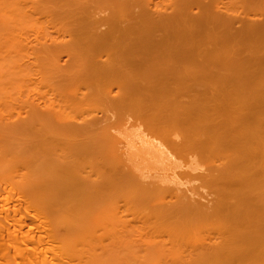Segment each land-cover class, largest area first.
Segmentation results:
<instances>
[{
	"label": "bare ground",
	"instance_id": "6f19581e",
	"mask_svg": "<svg viewBox=\"0 0 264 264\" xmlns=\"http://www.w3.org/2000/svg\"><path fill=\"white\" fill-rule=\"evenodd\" d=\"M235 1L264 13V0ZM176 2L164 15L127 0L106 23L76 0H0V264H264V19L236 29L215 7L197 18ZM47 26L82 49L86 83L67 85L61 67L51 83ZM18 56L44 110L16 99L36 82L24 69L23 85ZM95 96L145 128L127 133L126 159L95 119L78 125Z\"/></svg>",
	"mask_w": 264,
	"mask_h": 264
},
{
	"label": "rangeland",
	"instance_id": "374dc122",
	"mask_svg": "<svg viewBox=\"0 0 264 264\" xmlns=\"http://www.w3.org/2000/svg\"><path fill=\"white\" fill-rule=\"evenodd\" d=\"M112 1H114V2H112ZM76 0V2H82V4H84L86 7H88V9H91V10H93V14H95L94 16H97V19H98V17H99V19L100 18H102L103 20H101L102 22H104V20H106V23H107V21H108V23H109V20H107V19H113V18H115V15H114V13L116 14V16H117V13L116 12H118L117 11V9H118V7L120 6L119 4H121L122 6L125 4L126 5V1L127 0ZM121 1V2H120ZM124 1V3H122ZM142 1H144L145 2V6H148L150 9H152V11H154L155 9V11H157V12H155V13H157V14H166L165 12H167V13H169L170 12V10H171V8H172V6H174L175 5V3H177L176 1L177 0H142ZM171 1V2H170ZM174 1H175V3H174ZM189 1V0H188ZM225 1V2H224ZM84 2V3H83ZM190 2H191V4H195V6H193V7H195V8H192L193 10V14H192V12H191V15L193 16V17H197V18H199L198 16H199V11L200 10H198L199 8H198V6L199 7H201L202 9H204V10H207L208 8H209V6H210V8H209V10L211 9V10H214V11H216V12H218V11H220V13L221 14H224V16L225 15H227V16H225V17H230V19H233L234 20V22L235 23H237V24H235V28L236 29H238L240 26H239V22L240 21H247L246 20V18L247 19H249L250 17L252 18H250L251 19V21H253V20H255V21H253V22H256V24H261L262 23V21H263V19H264V13L261 11H256L255 9H254V11H252L253 9H251V8H248V7H245L244 6V8H243V4H238L235 0H190ZM154 3V4H153ZM161 3V4H160ZM170 3V5H167V4H169ZM218 4V5H217ZM83 5V6H84ZM124 5V6H125ZM155 5H156V7H155ZM163 5V6H162ZM80 6V5H79ZM78 6V7H79ZM84 6V7H85ZM162 6V7H161ZM169 6H171V7H169ZM206 6L208 7V8H206ZM82 7V6H81ZM112 7V8H111ZM117 7V8H116ZM215 7V9H213ZM80 8V7H79ZM158 8H160L161 10H159V11H161V13L160 12H158ZM219 8H221V9H219ZM76 9H78V8H76ZM81 9V8H80ZM84 9V8H83ZM121 9V8H120ZM164 9V10H163ZM165 9H166V11H165ZM169 9V10H168ZM196 9V10H195ZM250 9V10H249ZM115 10H116V12H115ZM120 11V10H119ZM165 11V12H164ZM224 11V12H223ZM163 12V13H162ZM195 12V13H194ZM223 12V13H222ZM226 12V13H225ZM256 12H260L259 14H257ZM89 13H90V11H89ZM251 13V14H250ZM253 13V14H252ZM257 15H256V14ZM90 14H92V13H90ZM92 14V15H93ZM260 14H261V16H260ZM113 17H112V16ZM155 16H156V14H154ZM263 16V17H262ZM117 18H118V16H117ZM116 18V19H117ZM254 18V19H253ZM98 19V20H99ZM112 19H111V21H112ZM115 19V20H116ZM250 19H249V21H250ZM114 20V19H113ZM114 20V21H115ZM119 20V19H118ZM259 22H258V21ZM110 21V22H111ZM239 23V24H238ZM263 25H264V21H263V23H262ZM262 25V26H263ZM49 26V25H48ZM46 27L45 29H44V31H43V36L41 35H39V39H41L40 40V42L42 43V41H43V43L45 42L47 45H46V47L48 48V46L50 47L49 49H51L52 48V50L54 49L55 51H57V55H56V60L58 61V62H56V66L55 65H53V63L52 62H50L51 64L49 65V64H47V66H46V68L48 67V66H50V67H48L47 68V70H52L54 67V71L52 72V73H55V72H57V73H59L57 70H59L58 69V67H61V69L63 70V71H66V73H69V76H68V74H66V80H68V78L70 77L71 78V80H72V78H73V82H72V84H74L75 85V83H77L75 86H78L79 84H78V80L79 81H81V82H84L85 81V83H86V79H87V74L89 73L88 72V68H89V63H88V58L86 59L85 57H83L82 58V56H81V58H79L80 60H77V58H74L73 56V54H75V56L77 57V54H78V56H80L79 54H81V53H83V52H81V48H80V50L78 51H76V53H73V50H72V48L74 49V50H76V48L77 47H73V45L72 44H70V36H69V31L68 30H66V31H61L60 33H58L57 31H59V30H57L58 28H52V27ZM239 26V27H238ZM261 26V25H260ZM106 28V27H105ZM105 28H104V26H102L101 28H100V32H105L106 30H105ZM104 30V31H103ZM211 30V29H210ZM36 31V30H35ZM53 31V32H52ZM68 31V32H67ZM32 33H30V35H32V36H30V35H26L27 37H25L27 40H28V36H30V39H29V41L32 39V41L35 39V37H37V36H35L34 35V31H31ZM56 33V34H55ZM63 33V34H62ZM64 34L66 35L65 37H64ZM200 34H201V31L200 30H198V31H196L195 33H194V36H195V38L196 37H199L200 36ZM214 34H218L217 32H215ZM52 36H54V37H52ZM41 37V38H40ZM61 37V38H60ZM63 37V38H62ZM50 38V39H49ZM64 39V40H63ZM65 39H66V41H65ZM61 41H62V43H61ZM69 41V42H68ZM51 42V43H50ZM31 44H33V45H31ZM30 45L31 46H35V43H31ZM54 47V48H53ZM67 47V48H66ZM32 48V47H31ZM30 48V50H29V52L27 53V54H29L30 52L32 53V49ZM59 48V49H58ZM60 48H62V49H60ZM72 50V51H71ZM80 52V53H79ZM72 54V56H70ZM66 55V56H65ZM25 56H30L29 58H27V59H25L26 57ZM33 56H35V54L33 53V55L31 56L30 54L29 55H24V57L25 58H23V59H25V60H27V61H32V59H33V64H31V65H34V67L36 66H38V69H40V64H39V62L38 63H36L38 60L37 59H35V58H33ZM84 56V55H83ZM32 57V59H30ZM16 59H17V57H15ZM14 58V59H15ZM105 58H107V57H105ZM102 59V61H105L106 59ZM22 59V57L20 56V59H19V56H18V60H16V62H17V64H19L20 62L19 61H21V65H20V67H22L23 65V63H24V61L23 60H21ZM30 59V60H29ZM64 59V60H63ZM84 59H86V61L84 60ZM34 60H36V62H34ZM82 60V61H81ZM85 62H84V61ZM15 61V60H14ZM27 61H25V62H27ZM54 61H55V59H54ZM53 61V62H54ZM76 61H77V66H79V68H74L73 66V64L74 63H76ZM23 62V63H22ZM116 62V61H115ZM115 62H113V64L115 63ZM35 63V64H34ZM58 63V64H57ZM25 64V63H24ZM29 64V63H28ZM27 63L25 64V66H23L21 69H23V71L21 70V69H19V65H14L17 69H19V71L15 68L14 70H17L18 72H19V74H20V78L22 79V75L25 77V79H26V81L24 80V77H23V79H22V81H25V82H23V85L25 84V87H26V82L28 81L27 80V78H33L32 80L34 81H36V82H34V83H31L30 82V80H29V82H30V84H29V82H28V84H27V87L26 88H24L25 89V91H23L24 92V95H18V96H16V99L18 100L20 97H21V100L19 99L18 101L19 102H24V101H29L30 99V102H34L33 104H34V106H39V109L40 108H43V110H44V105H45V103H43V102H46V100H47V96H45V100H43L44 98V96L43 95H45V94H47L44 90H42V88L40 89L39 87V85H37L36 86V84L35 83H37V84H39L38 82H37V80H39L40 78H38L37 76L35 77V75H33L34 73H38V69L36 70V69H33V71H34V73L32 72V68H34L33 66H31V65H28ZM38 64V65H37ZM51 65H53V66H51ZM69 65V66H68ZM73 65V66H72ZM67 66V67H66ZM30 67H31V70H30ZM75 67H76V64H75ZM81 67V68H80ZM49 68H51V69H49ZM24 69H26L28 72H27V74L29 73V77H27L26 78V74L24 73ZM29 69V70H28ZM77 69V70H76ZM80 69V70H79ZM87 69V70H86ZM13 69H12V71H10V72H13L14 71ZM47 70H44V71H47ZM68 70H69V72H68ZM21 71V72H20ZM31 73H30V72ZM78 71H80V73L78 72ZM83 71V72H82ZM86 71V72H85ZM26 72V71H25ZM78 72V73H77ZM22 73V74H21ZM57 73H55V74H51L52 76H51V78L52 79H50V81H51V83H52V81H54L55 80V83H57V79H58V83H61L60 81H62L63 80V76H62V74H57ZM87 73V74H86ZM31 74H32V76L33 77H31ZM61 75V76H60ZM76 76H77V78H76ZM34 77L35 78H37V79H34ZM55 77V78H54ZM59 77V78H58ZM62 78V79H61ZM81 78H83V79H81ZM21 79H19V81L21 82ZM70 80V79H69ZM69 80L66 82V84L69 82ZM75 80H76V82H75ZM19 82V83H20ZM39 82H40V80H39ZM21 84H22V82H21ZM31 84H33L32 85V87H31ZM35 84V85H34ZM23 85H22V87H23ZM68 85V84H67ZM66 85V86H67ZM81 85V84H80ZM79 85V86H80ZM34 86H35V88H34ZM21 87V88H22ZM105 87H108V86H106V84H105ZM29 88V89H28ZM35 90H34V89ZM23 89V88H22ZM23 89V90H24ZM29 90V91H28ZM27 91V92H26ZM22 92V93H23ZM26 92V93H25ZM35 92V93H34ZM113 92H116L115 90L113 91ZM29 94V95H28ZM38 94V95H37ZM32 95V96H31ZM113 95H114V97L117 95V92L116 93H113ZM112 95V96H113ZM29 96V97H28ZM43 96V97H42ZM49 96V95H48ZM51 96V95H50ZM18 97V98H17ZM42 97V98H41ZM98 96H95V100H96V98H97ZM117 97V96H116ZM115 97V98H116ZM50 98V97H49ZM91 97H89V99H90ZM34 101H33V100ZM74 99V98H73ZM72 99V100H73ZM76 99V98H75ZM92 99V98H91ZM93 99H94V97H93ZM99 99H101L100 97L98 98V100H96V101H98V103L97 104H95L94 102V105H93V103H91L90 105H93V106H89V105H85L87 108L88 107H90V109H92V111H94V112H92L91 110H89V108L87 109L86 107V109L84 108V110L81 112V114H80V119H79V114H77L78 115V118H76L77 120L79 119V121L80 120H83L82 118H84V119H89V120H91L92 118H93V121H94V119L96 120L95 122H96V125L95 126H97V128H96V130L98 131L96 134H107V137L111 140V137H115L114 139H112L111 141H115V142H113V146H115V148H114V151L116 152V154H119L120 156H122L127 150H128V142H129V138L131 137V133H133L134 134V132H136L135 134H134V136H138V135H140L141 133H143L145 130V128H144V126L142 125H138V124H140V122L141 121H137L134 117H130L129 115H127L126 116V111H123V112H125V113H123V112H121V109H120V112H118L119 111V109L118 110H116V108H118L117 106H115L114 104H111V106H110V103L107 105V104H105V101H107V99L105 100V99H103V100H99ZM24 100V101H23ZM38 100V101H37ZM17 101V102H18ZM40 101V102H39ZM42 101V102H41ZM95 101V102H96ZM103 102L104 103V107H103V104L101 103V102ZM18 102V107L16 106V108H17V112H16V109L14 110V114H15V112H16V114H15V116H17V117H15L14 115H13V119H14V121H16L17 119H20V120H25V121H29L31 118L29 117L30 116V114H29V112L27 113V110H26V105H19V104H21V103H19ZM79 102V101H78ZM81 102H83V100L81 101L80 100V103ZM59 101H57V102H55L54 101V104H56L55 105V107H56V109H58V111L59 110H62V112L66 109V106H65V104L64 103H62V105L65 107V108H63V106L61 107V103H60V109L59 108H57L59 105ZM102 104L101 106H100V104ZM106 103H108V102H106ZM44 104V105H43ZM84 104H85V102H84ZM58 105V106H57ZM98 107H97V106ZM107 105V106H106ZM112 105H113V107H112ZM44 106V107H43ZM96 107L95 108V110L93 109V107ZM110 109H109V108ZM18 108H20V109H18ZM24 108V109H23ZM107 108V109H106ZM113 108V109H112ZM115 108V109H114ZM28 110H29V108H27ZM64 109V110H63ZM42 110V111H43ZM112 110V111H111ZM24 113V114H22V112ZM25 111V112H24ZM56 111V110H55ZM85 111L87 112H91L90 114L88 113H85ZM115 111V112H114ZM118 113H120L122 116L121 117H123V116H125V118H122L121 119V117L120 116H118V115H120V114H116L117 112ZM19 112V113H18ZM67 112H69V111H67ZM98 112V113H97ZM56 113H57V111H56ZM59 113V112H58ZM128 113V112H127ZM9 114V113H8ZM22 114V115H21ZM27 114H28V116H27ZM85 114H87V115H89V116H84ZM93 114V115H92ZM118 116V118H116L117 116ZM8 115H6V117H7ZM11 117H12V115H11ZM25 117V118H24ZM86 117V118H85ZM92 117V118H91ZM96 117H97V119H96ZM105 117V118H104ZM15 118H17V119H15ZM28 118H29V120H28ZM132 118H134V119H132ZM102 119V120H101ZM121 119V121L122 120H124L125 121V123H124V125H123V128H122V126H121V128H120V125H122V123L120 124V121L118 122V120H120ZM127 119V120H126ZM130 119V120H129ZM11 120H12V118H11ZM75 120V119H74ZM88 120V121H89ZM115 120H116V123H115ZM13 121V120H12ZM79 121H73L74 123L76 122V123H78ZM124 121H122V122H124ZM138 122V123H137ZM74 123H72V124H74ZM93 123V122H92ZM130 123V124H129ZM79 124H83V122L81 123V121L78 123V125ZM98 124V125H97ZM120 124V125H119ZM132 124V125H131ZM134 124V125H133ZM135 125H137L136 127H135ZM81 126V125H80ZM134 126V127H133ZM142 127V128H140V127ZM98 127H99V129H98ZM118 128V129H117ZM108 129V130H107ZM137 129H139V130H141V129H143L142 131H140L139 133H138V130ZM96 130H94V131H96ZM102 130V131H101ZM136 130V131H135ZM100 131H101V133H100ZM108 133H107V132ZM133 131V132H132ZM125 132V133H124ZM130 134H129V133ZM130 135V137H129V135ZM113 134V135H112ZM125 134H126V136H125ZM110 135V136H109ZM123 136H124V138H123ZM134 136H132L131 137V139H134ZM125 137H126V140H125ZM129 137V138H128ZM119 138V139H118ZM130 139V140H131ZM120 140V141H119ZM117 141V142H116ZM125 141V142H124ZM128 141V142H127ZM95 148H98V149H100V147H99V145H97V146H94ZM94 148V149H95ZM126 148V149H125ZM125 151V152H124ZM124 152V153H123ZM123 158H125L126 159V157L123 155ZM125 159H123V160H125Z\"/></svg>",
	"mask_w": 264,
	"mask_h": 264
}]
</instances>
